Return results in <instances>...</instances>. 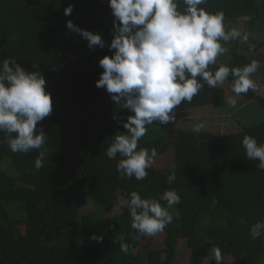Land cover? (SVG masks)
I'll use <instances>...</instances> for the list:
<instances>
[{
    "label": "trees",
    "instance_id": "obj_1",
    "mask_svg": "<svg viewBox=\"0 0 264 264\" xmlns=\"http://www.w3.org/2000/svg\"><path fill=\"white\" fill-rule=\"evenodd\" d=\"M69 4L74 10L65 16ZM200 7L223 11L226 30L241 19L264 25V0H207ZM69 20L100 34L105 47L89 49L88 41L67 28ZM113 20L108 0H0V60L12 57L26 70L40 71L53 100L52 113L37 124L47 134L39 169L40 150L12 152L0 143V264H174L181 243L191 251L190 264H205L214 247L222 250L223 264L229 258L227 264H264V237L250 235L251 226L264 219V171L242 145L245 135L264 144V98L252 89L240 94L242 102L258 106L247 114L241 133L222 140L197 139L190 131L170 140V123L154 122L138 143L158 153L148 176L121 178V157L109 159L106 151L116 134L126 132L122 123L132 113L96 87L103 72L99 61L113 54ZM246 34L247 43L222 42L228 51L210 69L264 62V43ZM259 69L264 72V65ZM224 84L232 87V77ZM195 97L218 109L228 107L219 85L205 84ZM193 106L194 98L176 109ZM5 136L0 133V140ZM173 172L175 180L168 184ZM171 189L181 202L170 209L172 223L155 235L163 243L141 248L154 236L131 227L129 210L119 204L122 195L128 199L136 191L142 198H158ZM88 202L95 212H85ZM117 206L122 213L113 221L105 218ZM93 235L103 236L102 242Z\"/></svg>",
    "mask_w": 264,
    "mask_h": 264
},
{
    "label": "clouds",
    "instance_id": "obj_2",
    "mask_svg": "<svg viewBox=\"0 0 264 264\" xmlns=\"http://www.w3.org/2000/svg\"><path fill=\"white\" fill-rule=\"evenodd\" d=\"M108 3L114 17V38L109 45L113 54L99 61L103 72L96 87L106 89L117 106L132 114L122 123L126 132L114 136L106 156L116 159L119 154L117 172L121 178L144 180L158 157L154 147L138 148L147 126L175 121L177 106L191 102L205 84L215 88L231 76L232 92L236 96L248 93L256 87L252 75L259 64L253 60L243 67L221 65L215 71L210 69L228 51L222 42L240 39L247 43L249 37L235 27L226 30L223 11L212 13L200 7L207 0H108ZM73 10L74 5L69 4L65 16H70ZM66 26L88 41L89 49L105 47L100 34L81 29L71 20ZM38 66L33 64V68ZM46 83L40 71L26 70L15 58L0 60V133L6 134L0 143H7L12 152L40 150L36 169L46 157L42 149L47 140V134L37 124L53 111ZM231 103L235 105L236 100ZM202 127L204 124L197 125ZM242 145L247 158L258 160L259 170L264 171V144L245 135ZM174 180L173 172L168 176V184ZM180 202V195L171 189L158 198H142L132 191L119 204L129 210L131 227L141 236L151 237L172 223L170 209ZM250 235L253 239L264 237V219L251 226ZM92 239L102 242L103 236L93 235ZM121 248L127 251L128 246L122 244ZM210 259L223 264L222 250L212 248Z\"/></svg>",
    "mask_w": 264,
    "mask_h": 264
},
{
    "label": "rangeland",
    "instance_id": "obj_3",
    "mask_svg": "<svg viewBox=\"0 0 264 264\" xmlns=\"http://www.w3.org/2000/svg\"><path fill=\"white\" fill-rule=\"evenodd\" d=\"M235 27L241 31L242 34L250 33L252 37L264 43V25H252L249 19L234 20L231 28ZM264 52V49L262 50ZM264 65V62L258 63ZM263 68V67H262ZM261 68V69H262ZM252 79L256 87L253 92L264 98V72L260 71L259 67L253 73ZM224 89L228 98V107L226 110L218 109L213 105H208L199 97H194V106L188 110L175 109L176 119L170 122V129L168 130L170 140L176 138L178 134H185V132H193L197 139L204 136L208 140H222L228 135L241 133L243 131L242 124L246 122L247 114H253L255 108L258 106L254 101L242 102L241 96H236L232 92L230 84L219 85ZM235 99L236 104L233 105L231 101ZM247 109V110H245ZM204 124V127L197 128V125ZM165 164V159L162 158L160 166ZM123 199H127L122 195ZM97 209L91 202L85 206V212H95ZM122 213V208H117L112 214H106L105 218L113 221L115 217ZM163 243L162 236H154L149 240L142 241L140 247L149 246L151 244L160 246ZM179 257L175 260L174 264H190L191 251L186 244L179 245ZM136 252V251H135ZM230 258L227 259V262ZM226 262V264H227ZM205 264H211L210 259L205 260Z\"/></svg>",
    "mask_w": 264,
    "mask_h": 264
}]
</instances>
